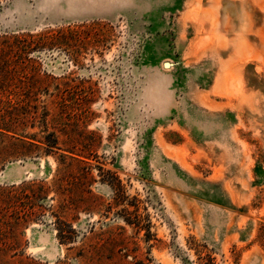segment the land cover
Here are the masks:
<instances>
[{
	"label": "rangeland",
	"instance_id": "1",
	"mask_svg": "<svg viewBox=\"0 0 264 264\" xmlns=\"http://www.w3.org/2000/svg\"><path fill=\"white\" fill-rule=\"evenodd\" d=\"M0 128V264H264V0H0Z\"/></svg>",
	"mask_w": 264,
	"mask_h": 264
},
{
	"label": "trees",
	"instance_id": "2",
	"mask_svg": "<svg viewBox=\"0 0 264 264\" xmlns=\"http://www.w3.org/2000/svg\"><path fill=\"white\" fill-rule=\"evenodd\" d=\"M50 37L46 38V41ZM7 127V126H6ZM50 133L46 136L45 140L32 142L27 139V136H15L14 134L9 133V129L0 128V167H4L5 163L11 160L12 158H26L33 157L34 154H38L43 151L46 153L53 152V149L58 148V140L54 138L53 140L48 139V137L52 136ZM46 144V146H42V144ZM74 161V159L72 160ZM125 220L133 224V220L131 218H125ZM71 229V225H69ZM58 234H64V230L59 229Z\"/></svg>",
	"mask_w": 264,
	"mask_h": 264
},
{
	"label": "bare ground",
	"instance_id": "3",
	"mask_svg": "<svg viewBox=\"0 0 264 264\" xmlns=\"http://www.w3.org/2000/svg\"><path fill=\"white\" fill-rule=\"evenodd\" d=\"M167 66V65H166Z\"/></svg>",
	"mask_w": 264,
	"mask_h": 264
}]
</instances>
